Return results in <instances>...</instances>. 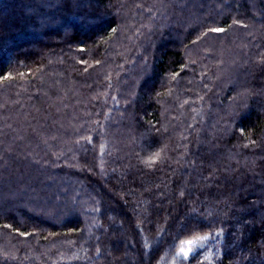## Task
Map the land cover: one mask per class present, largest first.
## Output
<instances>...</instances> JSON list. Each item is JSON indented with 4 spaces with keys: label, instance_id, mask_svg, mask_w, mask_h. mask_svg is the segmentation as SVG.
<instances>
[{
    "label": "trees",
    "instance_id": "1",
    "mask_svg": "<svg viewBox=\"0 0 264 264\" xmlns=\"http://www.w3.org/2000/svg\"><path fill=\"white\" fill-rule=\"evenodd\" d=\"M3 130L0 264H264V0H0Z\"/></svg>",
    "mask_w": 264,
    "mask_h": 264
},
{
    "label": "rangeland",
    "instance_id": "2",
    "mask_svg": "<svg viewBox=\"0 0 264 264\" xmlns=\"http://www.w3.org/2000/svg\"><path fill=\"white\" fill-rule=\"evenodd\" d=\"M209 45L211 46V47H209V48H207V50H209V51H212V50H214V48H213V41H212V38H210L209 39ZM246 43H244V42H241L240 44H237L236 46H234V50L233 49H226V51H223V52H216L215 50V52H216V55L217 56H219L220 55V60L222 61L219 65H220V67H221V78H223V79H227V78H229L237 69H239V67H240V65L243 63V61H244V59H245V54H244V51L245 50H243V48H245V45ZM197 55H198V51H195L194 52V54H193V57H197ZM238 77V79H237V81L236 82H238V80H240V81H243V77H242V80H241V76L240 75H238L237 76ZM239 81V82H240ZM241 84H243V82H241ZM3 100H8V99H3ZM21 120H23L22 118H21ZM21 126H23V124L21 125ZM9 129H11V128H5V130H9ZM4 131V130H3ZM2 131V132H3ZM22 132H24V137L23 138H20V140H21V142L23 143V144H27V146L26 147H28V145H29V147L30 148H33L34 146H35V144H37V141H36V139L31 135V133H30V131H29V128H27L26 130H25V128H23V130H22ZM3 134L4 135H2V134H0V146L2 145V146H10L11 147V151H13L14 149H15V147H17V146H11L10 144H11V142H10V136L8 135V134H6L5 133V131L3 132ZM53 133H50V131L49 132H47V135H46V138L48 139V140H52V137H53ZM54 137H56L55 135H54ZM57 138H60V140H65V136L63 135V134H61L60 133V135L59 136H57ZM32 139V140H31ZM31 142V143H30ZM60 144V143H59ZM55 146H58V143H56L55 144ZM40 147V146H39ZM18 153L19 152H14L13 151V156H15V157H21L20 156V154L18 155ZM12 156V155H11ZM13 158V157H12ZM15 159V158H14ZM21 159H23V160H26V157H25V155H23L22 157H21ZM14 162L16 161V160H13ZM17 163H18V161H17ZM14 166V165H13ZM38 184V186H39V188H40V192H42V187H41V184L40 183H37ZM11 188H16V190L17 191H20V192H22V193H26V195L29 197L31 194H32V192L31 191H29V187H28V185L26 184V186L24 187V186H21L20 184H16V183H13V185H11ZM14 193V192H13ZM3 198H6L7 200H9L10 199V197L9 196H7V195H5V196H3ZM15 198H17L18 199V197L16 196V197H13V199L15 200ZM30 199V198H29ZM206 239H204L202 242H199V243H197L196 245H194L193 246V250H195L196 248H198V247H201V246H204V245H206L207 243H208V241H209V239H210V236L208 235V236H204ZM193 240H197V239H193ZM185 250H187V246H185Z\"/></svg>",
    "mask_w": 264,
    "mask_h": 264
},
{
    "label": "snow or ice",
    "instance_id": "3",
    "mask_svg": "<svg viewBox=\"0 0 264 264\" xmlns=\"http://www.w3.org/2000/svg\"><path fill=\"white\" fill-rule=\"evenodd\" d=\"M205 237H198L197 240H189L180 246V252L178 255H182L185 259L188 258L189 254L193 251V246L199 242H202ZM185 246H187V250H185Z\"/></svg>",
    "mask_w": 264,
    "mask_h": 264
}]
</instances>
